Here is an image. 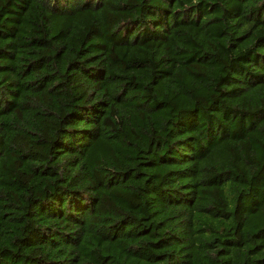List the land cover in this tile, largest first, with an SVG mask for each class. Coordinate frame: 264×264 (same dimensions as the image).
I'll return each mask as SVG.
<instances>
[{
	"label": "trees",
	"instance_id": "obj_1",
	"mask_svg": "<svg viewBox=\"0 0 264 264\" xmlns=\"http://www.w3.org/2000/svg\"><path fill=\"white\" fill-rule=\"evenodd\" d=\"M0 264H264V0H0Z\"/></svg>",
	"mask_w": 264,
	"mask_h": 264
}]
</instances>
